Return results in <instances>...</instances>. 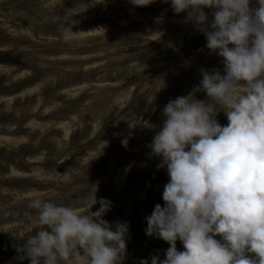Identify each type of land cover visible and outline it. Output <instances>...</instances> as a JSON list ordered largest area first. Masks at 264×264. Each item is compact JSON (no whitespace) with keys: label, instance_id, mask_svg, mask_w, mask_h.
I'll use <instances>...</instances> for the list:
<instances>
[{"label":"rangeland","instance_id":"rangeland-1","mask_svg":"<svg viewBox=\"0 0 264 264\" xmlns=\"http://www.w3.org/2000/svg\"><path fill=\"white\" fill-rule=\"evenodd\" d=\"M202 70L223 74L222 58L167 0H0V264H30L17 249L36 195L75 208L105 198L104 219L128 224L122 264L165 259L169 245L145 234L169 181L148 145Z\"/></svg>","mask_w":264,"mask_h":264},{"label":"clouds","instance_id":"clouds-1","mask_svg":"<svg viewBox=\"0 0 264 264\" xmlns=\"http://www.w3.org/2000/svg\"><path fill=\"white\" fill-rule=\"evenodd\" d=\"M130 2L146 7L153 0ZM167 2L205 35L224 72L202 70L199 85L170 100L148 145L160 158L157 170L166 167L169 177L164 206L146 217V236L169 245L165 259L153 256L151 264H264V0ZM205 9L212 10L211 22ZM201 92L206 99L196 98ZM221 111L226 126L216 119ZM121 143L126 147L128 139ZM28 207L37 215L17 251L30 264H122L128 224L118 221L113 229L104 219L110 201L94 194L75 208L36 195Z\"/></svg>","mask_w":264,"mask_h":264}]
</instances>
